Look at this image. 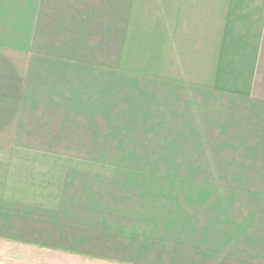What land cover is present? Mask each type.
Returning <instances> with one entry per match:
<instances>
[{
  "label": "crops",
  "instance_id": "1",
  "mask_svg": "<svg viewBox=\"0 0 264 264\" xmlns=\"http://www.w3.org/2000/svg\"><path fill=\"white\" fill-rule=\"evenodd\" d=\"M0 264H264V0H0Z\"/></svg>",
  "mask_w": 264,
  "mask_h": 264
},
{
  "label": "rangeland",
  "instance_id": "2",
  "mask_svg": "<svg viewBox=\"0 0 264 264\" xmlns=\"http://www.w3.org/2000/svg\"><path fill=\"white\" fill-rule=\"evenodd\" d=\"M64 145L66 146L67 144H64ZM73 145H77V146L86 145L87 149H89V150L90 149L91 150H94V149L95 150H106L105 147H104V144H103V149L94 147L95 145L93 146V143H87V144H85V143L78 142V143L73 144ZM114 148H116L115 147V144L114 143H109V148H108L109 150L108 149L107 150L109 152H116L115 151L116 149H114ZM124 154H136V155L139 154L140 156H146V155L149 156V155H151V153H144L145 154L144 155L141 152L138 153V152H135V151L134 152H131V151L125 152ZM148 156H146V157H148ZM106 162H108V164L111 165V166H117V167H126V166H133V165H135V166L136 165L137 166H139V165L140 166H151V167L152 166H168V158H163V159H160V160H156V159L150 158V157H148V158H133V159H119V158L113 159V158H110ZM144 177H148V176H144ZM157 177L158 178H156L155 181L157 183H162L163 180H164V178H168V175L157 176ZM164 182L165 183H168L167 180H164Z\"/></svg>",
  "mask_w": 264,
  "mask_h": 264
}]
</instances>
